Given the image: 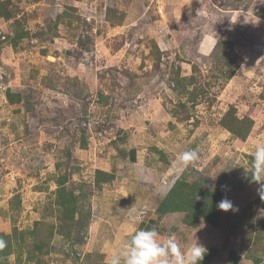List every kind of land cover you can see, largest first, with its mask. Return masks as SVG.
<instances>
[{"label": "rangeland", "instance_id": "rangeland-1", "mask_svg": "<svg viewBox=\"0 0 264 264\" xmlns=\"http://www.w3.org/2000/svg\"><path fill=\"white\" fill-rule=\"evenodd\" d=\"M0 11V264H107L144 222L182 249L216 248L207 264L264 258L261 183L246 180L264 141V0H0ZM233 118L251 120L245 140L226 129ZM133 148L140 164L125 158ZM187 150L199 160L178 170ZM114 161L111 178L97 173ZM179 177L238 210L220 209L216 227L159 214Z\"/></svg>", "mask_w": 264, "mask_h": 264}, {"label": "clouds", "instance_id": "clouds-1", "mask_svg": "<svg viewBox=\"0 0 264 264\" xmlns=\"http://www.w3.org/2000/svg\"><path fill=\"white\" fill-rule=\"evenodd\" d=\"M198 160L197 151L187 150L176 157L175 165L178 170H183L194 166ZM251 166L253 179L261 183L259 194L264 200V141L257 143ZM211 190H215L214 186ZM217 206L223 211L238 210L227 199ZM6 246V241L0 238V250ZM206 252L207 249L197 241L189 248L182 249L175 238L162 237L155 227L138 228L122 248L110 255L107 264H200Z\"/></svg>", "mask_w": 264, "mask_h": 264}, {"label": "trees", "instance_id": "trees-1", "mask_svg": "<svg viewBox=\"0 0 264 264\" xmlns=\"http://www.w3.org/2000/svg\"><path fill=\"white\" fill-rule=\"evenodd\" d=\"M2 14H4V12L0 11V15ZM262 14L263 13H261L260 15L264 16ZM18 39H22V38H18ZM228 79H230V77H227V80ZM16 98H20L19 94L16 95ZM10 99L11 101L14 100L12 98ZM20 100L21 99H19V101ZM232 123L233 124L225 125L226 129L233 135L237 136L239 139L245 140L252 130L251 120L249 118H245L244 120H238V119L233 118ZM133 151H134L133 159L135 161L137 150L133 149ZM97 173L99 175H105L110 178L112 176L108 174L107 172H104L101 170H98ZM110 178L109 180H111ZM187 179L188 177L186 179L185 177L184 178L179 177L177 182L174 183L172 187H169L170 191L169 192L167 191L168 194L163 197L164 199L159 204L157 212L163 216H167L170 214H186V213L191 214L193 213V214H196L195 215L196 217H193L194 220H192L193 219L192 218L189 222H187V225H190L192 227L193 226L197 227L199 226L198 219L204 218L213 227H216L218 224V219H219L220 212H221V210L217 206L219 204V199L222 196L220 194V190H215L214 192H207L205 184H204L205 182L203 184H199L197 182L189 183L187 182L188 181ZM246 180L251 185L258 184V182H256L253 179V170H251L250 172L246 174ZM100 183L101 181L99 179H97L95 182L96 185ZM68 203L69 201L65 198L64 206H66ZM262 205H264V202ZM247 226L251 228L252 224L247 223ZM261 227H264V225L261 224ZM246 238L245 240H243L245 244L249 241V239H246ZM218 254L219 253L216 248L212 249L211 253L206 252V254L203 257V260L200 261V264H207L206 262L209 263L211 259L215 258ZM6 255L7 253L0 250V259ZM228 259H229V262H231V264H239L242 257L240 254L231 251ZM251 259H253L254 264H260L262 261H264V258L261 257V255H255V257Z\"/></svg>", "mask_w": 264, "mask_h": 264}, {"label": "crops", "instance_id": "crops-1", "mask_svg": "<svg viewBox=\"0 0 264 264\" xmlns=\"http://www.w3.org/2000/svg\"><path fill=\"white\" fill-rule=\"evenodd\" d=\"M134 149V148H133ZM133 149H131L129 152H127V156L128 157H125L126 158V160L128 161V162H130L131 164H133V163H135V164H137V163H139V154H138V151L136 152V158H135V161H134V159H133V155H134V151H133ZM140 164V163H139ZM119 162L117 163L116 161H114L113 163H112V167H111V170H102L101 169V171H104V172H107V173H112V171H114V169H117L118 167H119ZM147 169V168H146ZM147 178V177H146ZM145 178V179H146ZM166 187V186H165ZM169 189V188H168ZM168 191V190H167ZM167 193V192H166ZM152 221V220H151ZM145 223V222H144ZM144 223H142L141 224V226H140V228L142 227V225H144ZM148 224L150 223V221L149 222H147ZM146 225V224H145ZM217 259H218V257H216ZM217 259H214V263H216L217 262ZM260 264H264V261H262Z\"/></svg>", "mask_w": 264, "mask_h": 264}]
</instances>
